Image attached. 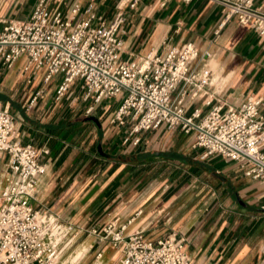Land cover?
<instances>
[{
	"label": "crops",
	"instance_id": "obj_1",
	"mask_svg": "<svg viewBox=\"0 0 264 264\" xmlns=\"http://www.w3.org/2000/svg\"><path fill=\"white\" fill-rule=\"evenodd\" d=\"M8 1L0 0V21L16 19ZM115 5L108 12L101 7L105 19L113 16ZM254 6L264 10V0H254ZM124 19L122 59L186 42L198 47L188 72L194 77L181 80L170 95L182 97L186 117L195 109L207 112V101H220L226 110L254 96L264 106V35L235 17L225 19L220 4L140 0L124 11ZM16 63L12 68L0 63V109L13 115L21 143L35 145L39 161L46 163L30 203L73 227L58 243L60 257L68 246L74 245L71 257L81 251L68 264H119L121 250L101 232L113 220L125 225L124 236L142 231L152 240L182 239L191 264H264V187L237 162L204 157L192 131L165 123L141 132L136 145L124 143L127 126L110 122L119 99H104L87 114L92 99H83L79 80V95L72 81L67 95L55 101V85L42 84L41 71L27 84L23 61ZM39 89L42 94L31 102ZM8 178V154L0 152V191Z\"/></svg>",
	"mask_w": 264,
	"mask_h": 264
},
{
	"label": "built area",
	"instance_id": "obj_2",
	"mask_svg": "<svg viewBox=\"0 0 264 264\" xmlns=\"http://www.w3.org/2000/svg\"><path fill=\"white\" fill-rule=\"evenodd\" d=\"M108 1H114L116 11L105 19L101 7ZM213 1L222 6L225 19L235 17L264 35V10L255 7L254 0ZM139 2L71 0L66 8H52L50 0H37L25 18L0 21V63L12 68L23 58L21 72L27 84L40 71L44 85L53 76L59 77L53 90L55 101H61L70 83L79 80L83 99H92L87 114L104 99H119L110 122L127 126L124 143L136 145L141 132L162 123L169 129L192 131L194 146L202 149L204 157L229 158L264 187L262 100L248 96L226 110L220 101H207V112L195 109L186 117L182 97L170 95L181 80L194 77L188 72L199 49L186 42L162 53L150 50L137 58L122 59L124 11L135 9ZM40 94L41 89L31 102ZM15 131L13 115L0 109V152L8 154L9 165L8 182L0 191V264H60L58 243L74 229L31 205L36 177L45 172L46 163L39 161L36 146L21 143ZM124 229L115 220L101 228L102 238L121 250L119 264H191L182 239L167 235L152 240L142 231L124 236Z\"/></svg>",
	"mask_w": 264,
	"mask_h": 264
},
{
	"label": "rangeland",
	"instance_id": "obj_3",
	"mask_svg": "<svg viewBox=\"0 0 264 264\" xmlns=\"http://www.w3.org/2000/svg\"><path fill=\"white\" fill-rule=\"evenodd\" d=\"M37 0H9L8 1V4L10 5V9L11 11H13L12 13V16L14 18H19V19H22V18H25L27 16V13L29 12V10L31 9V7L35 4ZM69 1L71 0H50V6L52 8H55V7H61V8H66V5H68ZM5 3V2H3ZM113 3L114 2H110L108 1L107 2H104V9H102L104 12H108L106 11L109 10V6L113 7ZM4 5V4H3ZM108 6V7H106ZM23 61V58H20L16 65L19 66V64H21ZM17 71V69L15 70V72ZM59 80V77L57 76H53L50 80V83L49 85L51 86H54L55 83ZM79 85H80V82L78 80H74L72 85H71V89L73 90V93L76 95V94H80L81 91H80V88H79ZM70 89V90H71ZM67 95V94H66ZM77 103L76 105H78V103L81 101L80 99H76ZM69 102V101H68ZM76 106H72L71 109H75ZM92 113V112H91ZM107 240V243H109V239H106ZM74 246V245H73ZM73 246H70L71 248H73ZM70 247L68 246L67 248L69 249H65L62 251V254H61V257L59 259V262L62 263V264H68L69 261H72L73 263H75V260L76 258H78L80 256V250H76V254L74 255V257H71L69 254L71 252V249ZM69 256V257H68ZM72 259V260H70ZM93 260L96 259V254L92 257ZM98 264V263H96Z\"/></svg>",
	"mask_w": 264,
	"mask_h": 264
}]
</instances>
